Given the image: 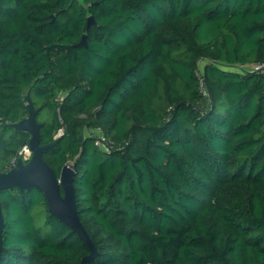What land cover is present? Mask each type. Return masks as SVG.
I'll return each mask as SVG.
<instances>
[{
  "label": "trees",
  "instance_id": "obj_1",
  "mask_svg": "<svg viewBox=\"0 0 264 264\" xmlns=\"http://www.w3.org/2000/svg\"><path fill=\"white\" fill-rule=\"evenodd\" d=\"M255 63L264 0H0V172L28 145L13 124L29 92L40 144L54 142L42 157L57 175L72 164L96 248L86 257L39 189L14 187L0 264H264V74L242 70Z\"/></svg>",
  "mask_w": 264,
  "mask_h": 264
},
{
  "label": "water",
  "instance_id": "obj_2",
  "mask_svg": "<svg viewBox=\"0 0 264 264\" xmlns=\"http://www.w3.org/2000/svg\"><path fill=\"white\" fill-rule=\"evenodd\" d=\"M96 24L93 16H87V28ZM87 35L84 33L78 44L87 46ZM27 102V115L15 122L13 126L18 130H25L30 134L28 147L31 150L30 158L23 161L21 157L16 158L14 167L7 171L0 172V190L13 189L17 187L19 191L31 187L39 189L46 200L48 210L51 215L66 223L87 244L90 252L86 257L96 254L90 236L84 228L75 206V195L73 192L74 170L71 163H65L60 169L59 175L43 159V152L51 147L54 142L40 144L39 128L41 124L36 120L38 108H35L29 92L25 95ZM62 189L63 193H61ZM4 227V217L0 202V249L2 247V229Z\"/></svg>",
  "mask_w": 264,
  "mask_h": 264
},
{
  "label": "built area",
  "instance_id": "obj_3",
  "mask_svg": "<svg viewBox=\"0 0 264 264\" xmlns=\"http://www.w3.org/2000/svg\"><path fill=\"white\" fill-rule=\"evenodd\" d=\"M242 70L258 71L261 74H264V63H255L252 64L250 67H246L245 69L243 68ZM87 133L88 135L93 136L94 145L105 153H108L113 149L119 148L118 143L114 142L111 138H109V136L106 135L102 130H93L92 132L90 129H88ZM30 155L31 150L29 149L28 145H23V147L18 152V157H21L24 161H27L30 158ZM16 158L12 160V166L15 165Z\"/></svg>",
  "mask_w": 264,
  "mask_h": 264
},
{
  "label": "rangeland",
  "instance_id": "obj_4",
  "mask_svg": "<svg viewBox=\"0 0 264 264\" xmlns=\"http://www.w3.org/2000/svg\"><path fill=\"white\" fill-rule=\"evenodd\" d=\"M79 1H81V0H79ZM199 65H201V62L199 63ZM63 94L64 93H57L56 94L57 99H61ZM61 132H62V129L58 130L57 133L55 134V136H58Z\"/></svg>",
  "mask_w": 264,
  "mask_h": 264
}]
</instances>
